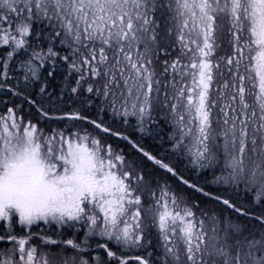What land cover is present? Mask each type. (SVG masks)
<instances>
[{
  "label": "snow or ice",
  "instance_id": "6c2138e0",
  "mask_svg": "<svg viewBox=\"0 0 264 264\" xmlns=\"http://www.w3.org/2000/svg\"><path fill=\"white\" fill-rule=\"evenodd\" d=\"M0 108V264H264V0H0Z\"/></svg>",
  "mask_w": 264,
  "mask_h": 264
},
{
  "label": "trees",
  "instance_id": "16d2710c",
  "mask_svg": "<svg viewBox=\"0 0 264 264\" xmlns=\"http://www.w3.org/2000/svg\"><path fill=\"white\" fill-rule=\"evenodd\" d=\"M2 110L3 109L0 108V111H2ZM50 127H57V125L53 124ZM97 135H99V138L102 141L107 140V142L112 144L114 148L117 147V146H119L120 148H124L125 147V144L122 141H119V140H117L114 137L109 139L108 137H106L105 135H103L101 133H97ZM161 135L164 137L165 140L167 139L166 135L163 132L161 133ZM145 143L148 144L151 147H160L159 141L157 140V141L154 142L151 138H146L145 139ZM163 147H167V144H164ZM211 178H212L211 174L209 173L206 176H202L200 182L203 183L205 180H209L210 181ZM68 235H71V233H68ZM7 246L8 245H0V247H7ZM110 247H111V245H110Z\"/></svg>",
  "mask_w": 264,
  "mask_h": 264
},
{
  "label": "rangeland",
  "instance_id": "374dc122",
  "mask_svg": "<svg viewBox=\"0 0 264 264\" xmlns=\"http://www.w3.org/2000/svg\"><path fill=\"white\" fill-rule=\"evenodd\" d=\"M243 196H244V194H243V192H241V193H240V197H241V201H242V202H244V201H243Z\"/></svg>",
  "mask_w": 264,
  "mask_h": 264
}]
</instances>
